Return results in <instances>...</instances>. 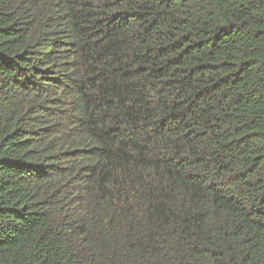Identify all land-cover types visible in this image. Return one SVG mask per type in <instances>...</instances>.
Wrapping results in <instances>:
<instances>
[{"label":"trees","instance_id":"trees-1","mask_svg":"<svg viewBox=\"0 0 264 264\" xmlns=\"http://www.w3.org/2000/svg\"><path fill=\"white\" fill-rule=\"evenodd\" d=\"M0 264H264V0H0Z\"/></svg>","mask_w":264,"mask_h":264}]
</instances>
